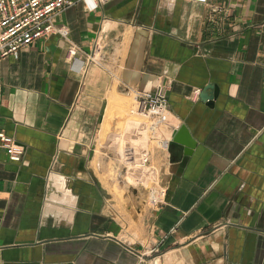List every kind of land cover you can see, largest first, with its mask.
Segmentation results:
<instances>
[{
    "label": "crops",
    "instance_id": "obj_1",
    "mask_svg": "<svg viewBox=\"0 0 264 264\" xmlns=\"http://www.w3.org/2000/svg\"><path fill=\"white\" fill-rule=\"evenodd\" d=\"M73 1L55 20L66 40L1 63L0 131L24 153L0 148V264H264V0ZM158 85L168 192L154 209L133 190L114 199L93 162L112 96ZM208 85L212 107L192 97ZM181 126L189 155L169 145Z\"/></svg>",
    "mask_w": 264,
    "mask_h": 264
},
{
    "label": "built area",
    "instance_id": "obj_2",
    "mask_svg": "<svg viewBox=\"0 0 264 264\" xmlns=\"http://www.w3.org/2000/svg\"><path fill=\"white\" fill-rule=\"evenodd\" d=\"M88 11H94L110 0H81ZM205 3L207 0H189ZM74 5L73 0H0V110L3 103L1 63L3 60L16 58L20 51L34 42L47 39L53 35L66 40L68 30L65 26L57 27L56 17ZM103 34L100 33L89 62L100 57L103 46ZM105 49V48H104ZM79 50L69 44L66 59L75 62ZM100 59H104V54ZM200 90H195L192 97L199 98ZM137 111L151 122L152 130L156 131L163 124L168 112L169 102L162 85H158L154 93H139L135 96ZM133 113V112H132ZM168 145V142L165 143ZM136 153L125 149L120 154L124 163L125 176H129L132 184L127 185L144 195L146 204L151 208H160L166 204L168 188L162 180V170L152 162L150 151L144 146ZM165 147V146H164ZM0 148L5 151L11 162H20L24 148L3 131H0ZM167 148V146H166ZM131 174H130V173Z\"/></svg>",
    "mask_w": 264,
    "mask_h": 264
},
{
    "label": "rangeland",
    "instance_id": "obj_3",
    "mask_svg": "<svg viewBox=\"0 0 264 264\" xmlns=\"http://www.w3.org/2000/svg\"><path fill=\"white\" fill-rule=\"evenodd\" d=\"M100 43L103 46V51L101 53V55H103L105 44L103 41ZM100 57H96L93 62L89 63L91 65H102L103 60L100 59ZM112 100L114 106L110 110L111 114L109 113L107 118L108 123L104 128L103 123L110 109L109 101L96 142L93 167L97 171L103 186L106 188L108 187V185L103 182V179L108 178L107 182H109V186L113 187V190L118 189L115 191L107 189L109 194L114 199H118L121 203L126 204L128 203V197H132V188H130L127 183L132 184V181L128 175L125 176L124 163L121 160L120 154L128 146H134L135 144L144 145L152 155L153 164L159 167L158 163H156L155 156L161 155L162 152L160 142L161 139H163V132L161 130L163 129V125H161L158 130L154 131L147 117L143 115H132L130 113L136 108L133 94L128 96L125 93H115L112 96ZM145 126L148 127L147 131L144 129ZM134 149L137 150V148Z\"/></svg>",
    "mask_w": 264,
    "mask_h": 264
},
{
    "label": "water",
    "instance_id": "obj_4",
    "mask_svg": "<svg viewBox=\"0 0 264 264\" xmlns=\"http://www.w3.org/2000/svg\"><path fill=\"white\" fill-rule=\"evenodd\" d=\"M217 94V87L213 85H208L203 88V90L199 94V99L204 102L208 107H212L213 101L216 99ZM169 145L182 149L185 155H189L192 149H194V143L190 139L187 130L184 126H181L180 128H178V130L173 133Z\"/></svg>",
    "mask_w": 264,
    "mask_h": 264
},
{
    "label": "bare ground",
    "instance_id": "obj_5",
    "mask_svg": "<svg viewBox=\"0 0 264 264\" xmlns=\"http://www.w3.org/2000/svg\"><path fill=\"white\" fill-rule=\"evenodd\" d=\"M109 104H110V109H109V111L107 110L108 113L106 114V119H105L104 126H103L104 128H105V126H106L107 123H108V122H107V121H108L107 118H108V116H109V113L111 114V111H110V110H111L112 107L114 106L113 100H109ZM132 112H133V113H132ZM130 113H131L132 115L141 116L140 112L137 111V106H136L135 110L131 111ZM104 128H103V129H104ZM144 129L147 131V130H148V127L145 126ZM128 138H129V137H128ZM128 138H126V139H128ZM132 140H134V139H132ZM120 142H121V141H120ZM130 143H132V142H130ZM128 145H129V144H128ZM133 145H134V144H133ZM141 146H142V145H140V144H138V145L135 144L134 146H128V147H126L125 149L134 150V151L137 153L138 150L141 148ZM134 148H137V150H135ZM125 149H124V150H125ZM122 153H123V152H122ZM52 177H53V176H52ZM53 178H54V177H53ZM55 178H56V177H55ZM60 179H61V178H60ZM55 181L57 182V179H56ZM60 181H61V180H60ZM50 182H51V181H50ZM52 182H54V181H52ZM52 182H51V183H52ZM54 183H55V182H54ZM49 184H50V183H49ZM55 184H56V183H55ZM60 184H61V183H60ZM62 185H63V184H62ZM62 185H61V186H62ZM54 186H55V185H54ZM63 186H64V185H63ZM56 188H58V187H56ZM62 188H63V187H62ZM58 190H59V189H58ZM65 194H66V193H65ZM67 196H68V195H67ZM63 197H64V196H63ZM67 201H68V200H67Z\"/></svg>",
    "mask_w": 264,
    "mask_h": 264
}]
</instances>
